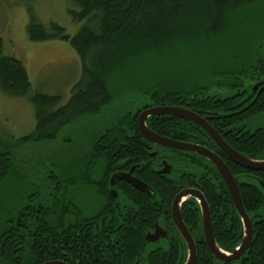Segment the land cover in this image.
I'll list each match as a JSON object with an SVG mask.
<instances>
[{
	"label": "trees",
	"instance_id": "16d2710c",
	"mask_svg": "<svg viewBox=\"0 0 264 264\" xmlns=\"http://www.w3.org/2000/svg\"><path fill=\"white\" fill-rule=\"evenodd\" d=\"M72 1L79 8L70 10L73 19L85 20L76 35H70L56 22L46 26L32 7L27 25L31 41H67L82 59L81 78L66 103H62L60 95L34 90L24 61L3 54L0 41V89L13 97L27 98L36 117L35 129L24 136L15 138L0 130V198H24L0 224V264H43L53 259L70 264H183L187 244L175 227L169 230L171 237L166 246L156 247L146 255L143 252L147 249L145 234L153 230L157 220L163 218L173 226L174 196L188 186L203 193L210 206L218 245L233 252L243 240L244 228L218 170L199 155L185 159L184 174L177 182L183 184L181 187L163 179L151 167L150 161L155 164V160L145 149L147 142L140 132L138 116L141 109L153 105H187L194 112L205 113L204 118L234 149L264 160V125L249 127V121L264 113V90L250 105L240 103V92L245 88H250V92L254 81L264 79V17L254 20L252 16L264 0ZM241 21H249L248 26L255 28L248 39L244 37L242 51L231 54L230 62L224 65L228 50L226 31L230 26L233 36L235 23ZM207 44L216 45L212 55L215 67L207 77L199 79L197 75L199 84L183 71L176 75L165 66L144 68L148 58L166 60L174 52L188 57ZM235 48L239 44L232 46ZM112 104L118 106L119 113L108 126L85 135L80 152L70 156L67 153L62 164L55 162L45 167L46 184L32 180L33 167L21 157L27 145L56 141L70 127L83 126ZM147 124L162 136L200 144L222 156L238 182L243 204L253 220L251 247L240 260L222 262L206 244L199 202L189 198L182 207V215L197 244V264H264V170L246 169L232 162L200 126L186 119L160 115L150 117ZM68 137L63 140L67 142ZM173 159L177 166L178 157ZM137 164L144 166L137 174L151 185L157 198H148L131 187L130 194L142 207L137 214L134 215L138 207L130 215L121 214L116 222L120 226L109 230V235H105L104 229L99 234L91 231L85 241L82 235L76 236L81 224L93 215L81 207L77 199L82 198L80 194L85 195L91 188L95 192L89 193L90 198L113 200L109 193L112 174L118 168ZM15 181L19 186L16 194ZM144 198L149 199L148 203L143 202ZM95 211L94 215L102 219L114 211L113 204L98 205ZM95 239L104 240L101 243Z\"/></svg>",
	"mask_w": 264,
	"mask_h": 264
},
{
	"label": "rangeland",
	"instance_id": "374dc122",
	"mask_svg": "<svg viewBox=\"0 0 264 264\" xmlns=\"http://www.w3.org/2000/svg\"><path fill=\"white\" fill-rule=\"evenodd\" d=\"M30 7L40 22L46 26H49L51 22L59 23L66 28L70 35H76L84 25L85 20L76 21L73 19L70 10H78L79 8L72 0H34L28 3L18 0H0L2 53L16 56L24 61L34 90L60 95L64 104L69 100L74 85L81 78L82 59L67 41L60 39L31 41L27 33ZM263 15L264 5L252 12L254 20L263 18ZM248 25L249 21L235 23L234 37L230 36V26L228 27L227 38L224 37L228 46V50L225 52L227 56L225 55L226 58L222 61L224 65L230 62L231 54L234 55L235 52L240 53L242 51L240 45L245 40L244 37L248 39L249 32L255 28V26L249 27ZM236 44H239V48L233 50L232 46ZM215 47L216 45L207 44L200 52L199 50L193 51L188 57H185L184 54L177 55L174 52L166 60L148 58L144 68L154 70L158 66H165L176 75H180L183 71V73L186 72L187 77L192 82L197 81L199 84V80L196 79L197 75L200 76L199 79L207 77L208 73L215 67L212 61ZM163 79L165 80V78ZM166 82H168V78ZM110 106H108L110 107L109 110L106 107L98 116L88 119V122L83 126L70 127L56 141L27 145L24 152L21 153V157L33 167L32 180H42L46 184L47 180L43 175L45 167L55 162L62 164L67 153L70 156L74 152H80V144L86 142V139H82L85 135L108 126L112 118L119 113L117 105L112 104ZM35 127V109L30 101L24 97L10 96L0 89V130L8 136L17 138L32 132ZM66 136H69L67 142L63 140ZM18 187L17 182L15 194ZM80 195L82 198L79 200L83 201L86 197ZM23 199L0 198V224L9 213L17 209Z\"/></svg>",
	"mask_w": 264,
	"mask_h": 264
},
{
	"label": "water",
	"instance_id": "95a60500",
	"mask_svg": "<svg viewBox=\"0 0 264 264\" xmlns=\"http://www.w3.org/2000/svg\"><path fill=\"white\" fill-rule=\"evenodd\" d=\"M257 87L258 85L255 86V88ZM160 115H172L175 117L186 119L188 121L197 124L209 135V137L215 142V144L220 148V150L229 160L246 169L263 171L264 160L250 158L240 153L236 149H234L224 139V137L217 131V129L210 123V121L207 118H204L203 116L192 110L177 106H154L143 111L138 118V125L140 132L147 141L154 144L162 145L167 148L195 152L206 158L208 161H210L218 170L222 179L224 180L228 188V191L230 193L233 204L243 223L244 236L241 244L233 252H227L223 250L216 241L213 230V221H212L210 206L203 193L198 189L182 190L174 198L172 204V217L176 227L180 231L183 239L185 240L188 246L189 255L185 264H196L198 260V249H197L196 241L192 233L188 229L187 225L185 224L182 215L183 202L187 200L188 197L191 196L195 197L200 204L201 213H202L203 232H204L206 244L212 255L222 262H232L240 259L247 252V250L251 247L253 243L254 229H253V220L243 204L240 188L233 172L231 171L230 167L228 166L224 158L215 151L209 149L208 147L200 144H193V143L173 140L171 138L162 136L157 132L153 131L148 126L147 121L150 117L160 116ZM166 171L167 170L165 169L163 173H165ZM116 177L128 180L137 189L141 190L147 195L153 194L151 188L146 183L142 182L139 179L133 178L130 175V173L115 174L111 178L112 186L115 183ZM262 185L264 188V182H262ZM165 236H166V232L162 228L157 227L155 233L149 234L147 236V239L151 242H155L160 237H165ZM45 264H67V263L65 261L60 260L55 262H47Z\"/></svg>",
	"mask_w": 264,
	"mask_h": 264
},
{
	"label": "flooded vegetation",
	"instance_id": "af4514ba",
	"mask_svg": "<svg viewBox=\"0 0 264 264\" xmlns=\"http://www.w3.org/2000/svg\"><path fill=\"white\" fill-rule=\"evenodd\" d=\"M256 85H258L257 88H255ZM248 89H250V88H245L242 92H240V97H241L240 103L242 102L243 104H245V107L247 105H250L251 103H253V101H255L257 99V97L260 96V94L264 90V79L254 81L251 84V89L252 90L250 92H248ZM254 96H255V98L252 99V97H254ZM239 104L237 106L241 105V104L240 105ZM154 106L155 105L141 109V111L139 112V116H140V114L143 111H145V110H147V109H149L151 107H154ZM177 107H181V108H186V109L192 110L191 108H189L187 105H184V104L180 105V106L177 105ZM196 113L200 114L201 116H203L205 114V113L201 114L200 112H196ZM139 116H138V118H139ZM263 125H264V113H262L261 115L257 116L255 119L249 121V127L252 128V129L259 128L260 126H263ZM165 137L171 138L169 136H165ZM144 140L147 142L145 144V149H146L147 153L149 154L151 159L155 160V164H154L153 161H150L151 167H154L156 172L159 173L163 177V179L175 182L176 183L175 186L181 187L183 184H180V183H177V182H179L181 180V176L184 174V168H186L185 159L187 160V159H190V158H194V156H195V159H196L200 154L195 153V152H191V151L167 148V147H164L162 145L151 143V142L147 141L145 138H144ZM173 140H176V139H173ZM177 141L193 143V142L184 141V140H177ZM193 144H196V143H193ZM177 157L179 159L178 160L179 164L177 166H175V162H177V161H175L173 158H177ZM192 164L194 165V162ZM165 169L167 171L165 173H163V171ZM137 170L138 171H143L144 170V166L141 165V164H137V165H132L130 168H127V169L118 168L112 174L111 178L115 174H128V173H130V175L133 178L139 179L142 182L146 183L151 188L153 194L152 195H147L146 193H144L141 190L137 189L128 180H125V179H122V178H119V177L115 178V183H114L113 186L111 185L112 188H110V190H109V193H111L112 196H113V200L112 199H108V198H99V197L90 198L91 195L89 193H91V192L93 193L95 191L93 189L89 188L85 192V197L86 198L83 201H80L79 198H77V199L80 201L81 207L84 209V211L87 214H93V215L89 216L90 219L87 222L81 224V227H80L79 231L76 233V236L82 235V237H83L82 239H83V241H85L86 238L88 237V235L91 233V231H94V233L99 234V233H102V232H99V231H103L104 229H107V231L105 232V235H109L107 233L109 230L110 231L116 230L120 226L116 222L119 220V217H120L121 214L125 213L127 215H130V211L132 209L138 207V210H137L136 213H134V215L137 214L138 211L140 210V208H142V207L141 206L139 207V203L137 205L136 200L133 199L135 197L132 194H130V188L131 187L133 189L138 190L139 192L145 194L146 197H148V198H157L156 195L153 192L154 190L151 187V185L148 184L145 180H143L141 178L140 175L137 174V172H136ZM101 173H102V167H101V169L99 168V170L97 172V178L101 175ZM185 189H198V188L195 187V186H188V187L180 189L178 193H180L182 190H185ZM177 194L174 196V198L177 196ZM140 197L141 196H139V198ZM189 198H195V197L191 196V197H188V199ZM148 200L144 198L143 202L144 203H148ZM187 200H185L183 202V205H184V203ZM173 201H174V199H173ZM101 204L102 205L113 204V209H114L113 212H109V214L102 216V219L98 218V215H94L95 212H96L95 210L97 209L98 205H101ZM172 204H173V202H172ZM183 205H182V207H183ZM121 209L123 210V212L121 211ZM125 209H126V211H125ZM145 211H146V209H145ZM106 216H108V217L106 218ZM105 218L108 220V222L106 224L103 222V220ZM171 219L173 221V226L170 223H168L166 220H164L163 218H160L159 220H157L155 222L153 230L150 229L148 232H146L145 240H146V244H147V246H146L147 249H146L145 252H143V255H146V253L154 250L156 247L160 248V247L166 246L167 245V240L171 237V234L169 233V230L172 229V227H175L176 230H178V228L176 227V225L174 223L173 217H172V205H171ZM113 220H115V222L112 223ZM146 220L148 222L150 220V217L147 216ZM157 227L162 228L166 232V236L165 237H160L155 242H151V241H149L147 239V236L149 234L155 233V230H156ZM179 233H180V231H179ZM180 235H181V233H180ZM103 240L104 239H101V240L95 239V241H98V242H101V243H102ZM188 255H189V250H188V246H187V258H188ZM66 256L68 258V254H65V257ZM187 258H186V260H187ZM53 260L54 261H60V259H53ZM53 260H49V261H53ZM186 260H185V262H186ZM238 260H240V259H238ZM61 261H65L67 264H70L66 260L61 259ZM185 262L183 264H185Z\"/></svg>",
	"mask_w": 264,
	"mask_h": 264
},
{
	"label": "bare ground",
	"instance_id": "6f19581e",
	"mask_svg": "<svg viewBox=\"0 0 264 264\" xmlns=\"http://www.w3.org/2000/svg\"><path fill=\"white\" fill-rule=\"evenodd\" d=\"M109 106H110V105H109ZM127 106H128V105H127ZM127 106H126V107H127ZM111 107H112V106H111ZM172 166H173V165H172ZM48 262H55V261L53 260V261H48ZM45 263H47V262H45ZM45 263H43V264H45Z\"/></svg>",
	"mask_w": 264,
	"mask_h": 264
}]
</instances>
